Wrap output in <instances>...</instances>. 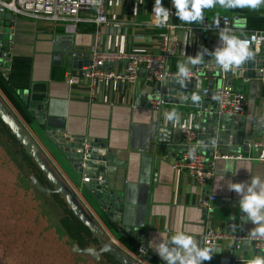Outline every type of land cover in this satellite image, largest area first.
Here are the masks:
<instances>
[{"label":"crops","instance_id":"crops-1","mask_svg":"<svg viewBox=\"0 0 264 264\" xmlns=\"http://www.w3.org/2000/svg\"><path fill=\"white\" fill-rule=\"evenodd\" d=\"M154 4L155 0H106L108 23L100 26L98 34L95 23L89 21L81 20L73 26L68 22L15 16L12 26L4 28L5 32L10 31L7 35L11 48L10 58L0 70V99L35 142L55 176L75 194L77 202L101 228L103 240L130 257L143 242L147 263L165 264L153 246L161 242L160 234L170 238L177 231H183L201 246L200 236L210 229L249 236L255 227L251 222L242 221L245 214L239 209L240 197L228 189V183L249 182L253 175H264L261 159L264 147L257 146L264 140V82L257 76L231 78L230 85L246 97L242 116L248 123L255 121L256 130L262 135L247 152L237 147L215 146L230 153L240 151L242 158L216 160L213 177L204 189L205 194L216 197V202L210 214L206 213L199 206L201 188L186 172L171 168L168 151L155 147L154 127L158 121L168 128L191 127L193 110L174 103H162L156 110L151 108L148 102L154 96L156 83L144 75L131 84L103 82L90 95L85 78H81V69L72 67L73 58L90 56L94 49L156 51L162 29L150 23L156 17ZM162 5L171 7V21L179 26L175 34L182 40L176 54L167 59L171 73H178V65L186 63L187 56L195 57L201 47L211 52L219 46V24L223 16L240 15L231 31L237 36L264 29V5L256 10L217 5L204 10L203 23H185L178 19L172 0H162ZM54 54H61L59 65L53 63ZM203 61L211 62L212 57L205 55ZM188 67L191 73L195 72L194 65ZM68 74L75 76L72 85L66 83ZM207 81L202 80V89ZM168 82L160 83L159 87L167 86ZM216 84L214 80V88ZM40 101L45 111L42 118L28 109L30 103ZM172 110L180 114L178 124L165 119V113ZM57 127L66 128L68 133L85 134L90 139L107 140V148L120 163L115 167L116 186L121 188L120 196L124 200L123 210L115 221L86 189L82 182L86 175L74 169L54 142L52 131ZM213 247L216 250L212 260L203 264H247L253 257L264 255V250H255L248 239H222Z\"/></svg>","mask_w":264,"mask_h":264},{"label":"water","instance_id":"water-1","mask_svg":"<svg viewBox=\"0 0 264 264\" xmlns=\"http://www.w3.org/2000/svg\"><path fill=\"white\" fill-rule=\"evenodd\" d=\"M14 17L15 15L11 11L0 5V70L3 62L9 60L11 48L7 35L10 31L5 32L4 28L12 26ZM89 60V55H85L82 58H73L72 67L80 69L82 62L87 64ZM53 63L56 65L61 63V54H54ZM201 64L202 66L206 65V67L203 68L199 78H189L181 85L177 82V77H171L168 79V85L163 86L162 91L163 103H174L190 107L193 110L191 113V128L194 131V144L188 146V149L194 150L199 147L206 156H209V153L216 145L237 147L241 151H249L251 147H254L256 139L262 135V132L256 130L255 121L248 123L242 115L229 116L220 114L215 101V89L219 88L224 82L222 75H224L225 83L228 85L231 83L232 76L260 77V74L256 71L260 67V55L254 54L253 60L247 62L240 69L233 71H224L218 68L214 61H203ZM204 76L208 78L205 87L206 93L202 89V77ZM214 80L217 81L216 88L213 87ZM193 95L199 96L200 99L193 101ZM23 99L26 100L27 96H24ZM43 108L44 105L41 101L32 102L28 105L29 111L36 117L42 118L45 115ZM0 120L9 128L10 133L24 147L25 154L34 161L54 188L41 186L33 175L30 176L31 184L46 195L57 193L64 198L74 216L90 230L93 238L100 243V247L97 249L93 247L80 248L74 243L72 246L73 252L90 256L93 261H97L100 255L106 253L120 264H138L130 256L119 251L111 242L103 240L101 228L77 202L75 194L48 167L35 142L1 99ZM154 133L156 148L168 151V154L175 153L181 149L179 128H168L160 125V121H158L155 124ZM52 135L54 142L72 163L74 169L80 174L83 173L90 176V181L84 183L86 189L99 204L100 208L115 221L116 215H119L123 210L124 200L120 196L121 188L116 186L118 178L116 177L115 167L120 166V163L116 160L111 149L107 148V140L90 139L85 134L68 133L66 128L63 127L54 128ZM98 177H101L102 180H99ZM132 230L130 229V231Z\"/></svg>","mask_w":264,"mask_h":264},{"label":"built area","instance_id":"built-area-1","mask_svg":"<svg viewBox=\"0 0 264 264\" xmlns=\"http://www.w3.org/2000/svg\"><path fill=\"white\" fill-rule=\"evenodd\" d=\"M105 2L106 0H101L100 3H96L95 0H0V5L11 11L15 16H25L51 22H68L73 26H76V23L81 20L93 22L97 26L96 32L98 34L100 26L108 23ZM165 8L171 11V7ZM82 12L85 13L84 17L81 16ZM239 20L240 15L238 14L223 16L220 19L219 31L225 28L232 31L233 26ZM150 23L152 26L162 29L158 34V49L154 52H102L97 49L91 52L89 63L80 68L81 78H85L87 91L90 95H93L97 87L103 82L112 81L119 84H131L140 75H144L148 81L156 83L154 96L148 102V105L155 110L161 106L163 103V86L159 87V84L171 77H177V73L168 71L167 59L176 54L182 40L175 34L179 26L171 21V15L164 25L159 24L156 17ZM186 34L189 37V30L186 31ZM252 35L257 36V41L252 43L251 49L255 55H260V67L256 71L260 74V80L264 82V39H262L264 38V29L252 30L248 32L247 36L238 37L251 39ZM186 44L189 45L188 40ZM219 46L222 45L219 43ZM204 67L206 65H195V72L189 78H199ZM74 78V75L68 74L65 78L66 83L72 85L75 83ZM202 79L208 78L204 76ZM222 80L224 81L222 85L215 89V101L219 113L229 116L243 115L246 107L245 95L230 84L225 83L224 75H222ZM203 92L206 93L207 90L204 88ZM179 134L182 147L177 152L169 154L171 168L186 172L194 184L201 188L203 194L199 206L204 212L209 213L212 210L213 203L216 202V197L205 194L204 189L213 177L216 160H239L242 156L239 153L223 151L218 147H213L209 156H206L201 150L188 149V146L194 144V131L191 127L179 128ZM257 146L264 147V140L258 142ZM90 179L89 175L83 176L82 182L88 183ZM98 179L102 180L101 177H98ZM222 239H233L235 241L248 239L255 250H264V240L221 232L217 229H210L202 234L200 244L202 247H213ZM131 258L138 264H148L147 249L143 242L137 245Z\"/></svg>","mask_w":264,"mask_h":264},{"label":"rangeland","instance_id":"rangeland-1","mask_svg":"<svg viewBox=\"0 0 264 264\" xmlns=\"http://www.w3.org/2000/svg\"><path fill=\"white\" fill-rule=\"evenodd\" d=\"M31 172L0 125V264H111L73 252L62 209L31 184Z\"/></svg>","mask_w":264,"mask_h":264},{"label":"clouds","instance_id":"clouds-1","mask_svg":"<svg viewBox=\"0 0 264 264\" xmlns=\"http://www.w3.org/2000/svg\"><path fill=\"white\" fill-rule=\"evenodd\" d=\"M100 3L101 0H95ZM175 14L185 23H203L204 10L219 5L222 8H250L258 9L264 5V0H172ZM153 12L159 22L167 23L171 11L162 5V0H155ZM219 43L214 51L201 47L195 57L187 56L186 63L178 65L177 82L181 85L192 75L188 65H199L204 56L212 57L215 65L224 71L240 69L247 62L254 59L251 45L257 41V36L251 39H241L231 33L230 29H221L218 35ZM264 39V38H262ZM193 101H198L199 96L193 95ZM168 122L178 124L180 114L172 110L165 113ZM264 160V156L261 157ZM228 189L234 191L239 197V209L245 215L244 223L251 222L255 227L249 236L253 239L264 240V175H253L249 182L228 183ZM161 242L154 244V248L165 264H203L211 261L216 250L215 247H201L199 242L183 231H177L170 238L160 234ZM247 264H264V255H258L247 261Z\"/></svg>","mask_w":264,"mask_h":264},{"label":"trees","instance_id":"trees-1","mask_svg":"<svg viewBox=\"0 0 264 264\" xmlns=\"http://www.w3.org/2000/svg\"><path fill=\"white\" fill-rule=\"evenodd\" d=\"M0 125L7 133V142L16 146V152H19L21 154L23 162L25 163V165H27L28 168L31 169V173L39 181L41 186L45 188H54L53 185L47 180L46 176L34 163V161L25 154L24 147H22V145L18 143L15 136L10 133L9 128L1 120ZM50 196H52L54 200H56L57 204L62 209L63 214L60 217L59 222L68 236L71 238L72 243L77 244L80 248H86L92 244L96 245L97 248H99L100 243L95 238H93L90 230L84 224H82L78 218L74 216L72 211L68 208V205L65 202L64 198H62L57 193H51ZM100 256L105 260L111 262V264H120L109 254L104 253Z\"/></svg>","mask_w":264,"mask_h":264}]
</instances>
